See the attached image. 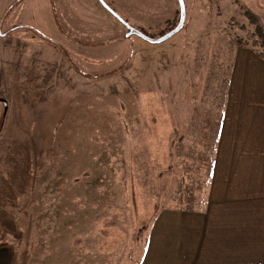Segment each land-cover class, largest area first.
Listing matches in <instances>:
<instances>
[{
	"label": "rangeland",
	"instance_id": "obj_1",
	"mask_svg": "<svg viewBox=\"0 0 264 264\" xmlns=\"http://www.w3.org/2000/svg\"><path fill=\"white\" fill-rule=\"evenodd\" d=\"M158 39L178 0H104ZM162 44L99 0H0V264H141L163 210L203 211L239 48L264 0H185Z\"/></svg>",
	"mask_w": 264,
	"mask_h": 264
},
{
	"label": "crops",
	"instance_id": "obj_2",
	"mask_svg": "<svg viewBox=\"0 0 264 264\" xmlns=\"http://www.w3.org/2000/svg\"><path fill=\"white\" fill-rule=\"evenodd\" d=\"M141 264H264V60L239 48L203 211L163 210Z\"/></svg>",
	"mask_w": 264,
	"mask_h": 264
},
{
	"label": "water",
	"instance_id": "obj_3",
	"mask_svg": "<svg viewBox=\"0 0 264 264\" xmlns=\"http://www.w3.org/2000/svg\"><path fill=\"white\" fill-rule=\"evenodd\" d=\"M101 2V4L104 6V8L113 16L115 17L120 23H122L128 30L126 36L127 37H132V36H136L141 38L142 40L150 43V44H162L168 40H170L171 38H173L174 36H176L177 34H179L185 26V22H186V16H187V10H186V4H185V0H178L179 3V7H180V19H179V23L178 25L171 30L170 32H168L167 34H165L164 36H162L161 38L158 39H153L148 37L147 35H145L144 33H142L141 31L131 27L124 19H122L117 13H115L107 4L104 0H99ZM1 102L4 104L5 106V110L7 111L8 109V103L6 100L2 99Z\"/></svg>",
	"mask_w": 264,
	"mask_h": 264
},
{
	"label": "trees",
	"instance_id": "obj_4",
	"mask_svg": "<svg viewBox=\"0 0 264 264\" xmlns=\"http://www.w3.org/2000/svg\"><path fill=\"white\" fill-rule=\"evenodd\" d=\"M248 18L250 23L254 26V32L252 33V35L250 36V39H253V45L255 47H260L262 50L256 51V54L264 60V27L261 25L259 19L254 16L252 13L247 12L245 14ZM173 30V29H171ZM170 30V31H171ZM169 31V32H170ZM2 98H0V103ZM3 104V103H2ZM4 105V104H3ZM5 107V106H4ZM6 110L4 115H6Z\"/></svg>",
	"mask_w": 264,
	"mask_h": 264
}]
</instances>
